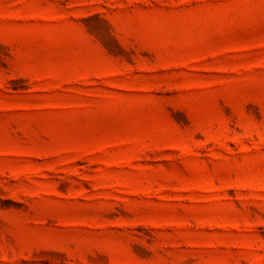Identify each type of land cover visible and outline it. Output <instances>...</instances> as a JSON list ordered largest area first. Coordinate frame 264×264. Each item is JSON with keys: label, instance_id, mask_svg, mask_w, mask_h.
Here are the masks:
<instances>
[{"label": "rangeland", "instance_id": "rangeland-1", "mask_svg": "<svg viewBox=\"0 0 264 264\" xmlns=\"http://www.w3.org/2000/svg\"><path fill=\"white\" fill-rule=\"evenodd\" d=\"M0 264H264V0H0Z\"/></svg>", "mask_w": 264, "mask_h": 264}]
</instances>
